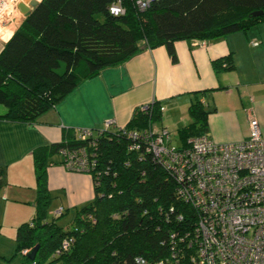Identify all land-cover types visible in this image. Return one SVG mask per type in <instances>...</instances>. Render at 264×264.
I'll list each match as a JSON object with an SVG mask.
<instances>
[{
  "label": "trees",
  "instance_id": "obj_1",
  "mask_svg": "<svg viewBox=\"0 0 264 264\" xmlns=\"http://www.w3.org/2000/svg\"><path fill=\"white\" fill-rule=\"evenodd\" d=\"M116 1L40 0L25 15L0 51L1 118L31 124L83 80L144 49L164 46L176 61L177 40H213L264 21V0H153L143 11L134 0H119L124 12L115 15L109 8ZM258 10L263 14L254 16ZM233 66L229 55L213 62L215 69ZM161 107L158 101L139 107L125 127L97 128L85 138L68 128L62 140L33 150L35 213L17 227L15 250L39 247L33 260L21 253L20 264H197L196 250L188 247L195 211L148 149L149 134L128 136L160 126ZM210 111L196 93L188 107L191 122L176 130L180 147L207 134ZM134 144L137 149L130 148ZM65 148L85 152L94 196L63 226L56 219L64 209L48 215L46 168ZM5 183L1 167L0 186ZM63 240L68 248H61Z\"/></svg>",
  "mask_w": 264,
  "mask_h": 264
},
{
  "label": "crops",
  "instance_id": "obj_2",
  "mask_svg": "<svg viewBox=\"0 0 264 264\" xmlns=\"http://www.w3.org/2000/svg\"><path fill=\"white\" fill-rule=\"evenodd\" d=\"M24 17L15 7L0 22V51ZM203 43L175 41L176 61L158 46L105 67L31 124L0 117V168L6 180L0 186V231L8 225L5 233L15 240L17 227L33 217L37 186L32 152L62 140L68 128L96 131L108 120L112 129L123 128L137 108L155 101L164 107L161 124L168 130V121L178 128L191 122L188 107L197 93L211 109L206 124L214 141L247 139L250 115L258 119L264 135V21ZM228 55L232 69L213 67L216 59ZM61 159L57 156L59 162L46 168L47 188L56 199L52 209L74 211L93 198V182L91 175L66 169Z\"/></svg>",
  "mask_w": 264,
  "mask_h": 264
},
{
  "label": "built area",
  "instance_id": "obj_3",
  "mask_svg": "<svg viewBox=\"0 0 264 264\" xmlns=\"http://www.w3.org/2000/svg\"><path fill=\"white\" fill-rule=\"evenodd\" d=\"M152 1L134 0L139 11ZM10 2L0 0V22L10 17L17 5L11 2V11L5 13ZM109 9L115 15L124 12L119 0ZM141 108L148 109V105ZM112 124V120L106 121L104 129H110ZM248 127L244 140L216 142L201 134L190 137L184 148L169 145L170 132L164 126L153 125L128 135L143 139L145 131L144 135L149 134L148 149L176 182L182 202L195 211V233L188 247L196 250L197 264H264V135L254 115H250ZM90 132L81 129L79 136L85 138ZM61 155L66 169L89 172L90 163L83 150L65 148ZM62 211L60 207L53 215ZM68 247L69 241L63 240L61 248Z\"/></svg>",
  "mask_w": 264,
  "mask_h": 264
},
{
  "label": "rangeland",
  "instance_id": "obj_4",
  "mask_svg": "<svg viewBox=\"0 0 264 264\" xmlns=\"http://www.w3.org/2000/svg\"><path fill=\"white\" fill-rule=\"evenodd\" d=\"M11 2L8 4V6L6 7V9L4 10L5 13L11 11L12 7L10 6ZM5 108L0 105V113H4ZM171 122H174L176 119H174L175 117L172 116L171 117ZM106 122H104L105 124ZM163 123V122H162ZM158 124L160 126H165L163 124H161V120L158 122ZM167 126H169L168 131H170V141H169V145L170 146H174L175 148H178L181 146V142L178 139V135H177V127L174 124H171L167 121ZM102 129H104V126L102 127ZM86 174L90 175L88 172H85ZM12 187V186H11ZM56 199L52 198L50 203H49V207H48V215L52 216L53 213L55 212L56 209H52V205L54 204V201ZM52 210V211H51ZM74 213L73 210H65L63 212V214H61L57 219L56 222L59 225H67L69 224L70 220L72 219ZM6 228H9L8 225L6 226ZM2 228L1 229V233H0V246L2 245L3 247V251L2 253H0V264H20L22 261V254L21 252H17L15 250V240L14 238H10L6 235L5 233V229ZM4 231V233H3ZM7 238V239H6Z\"/></svg>",
  "mask_w": 264,
  "mask_h": 264
},
{
  "label": "water",
  "instance_id": "obj_5",
  "mask_svg": "<svg viewBox=\"0 0 264 264\" xmlns=\"http://www.w3.org/2000/svg\"><path fill=\"white\" fill-rule=\"evenodd\" d=\"M40 0H20L16 7L23 15L28 14L39 2ZM254 16L262 15L263 11L258 10L252 13ZM38 245H35L29 252L26 253L27 257L31 260L34 259Z\"/></svg>",
  "mask_w": 264,
  "mask_h": 264
}]
</instances>
